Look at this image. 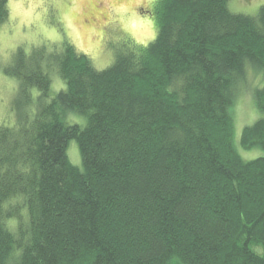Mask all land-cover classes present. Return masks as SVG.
Wrapping results in <instances>:
<instances>
[{
  "label": "trees",
  "instance_id": "1",
  "mask_svg": "<svg viewBox=\"0 0 264 264\" xmlns=\"http://www.w3.org/2000/svg\"><path fill=\"white\" fill-rule=\"evenodd\" d=\"M227 2L156 0L154 38L102 69L67 41L15 49L2 66L18 100L0 125V264H264V154L240 156L231 112L259 74L260 115L238 143L264 151V4L248 15ZM51 71L64 85L50 96Z\"/></svg>",
  "mask_w": 264,
  "mask_h": 264
},
{
  "label": "rangeland",
  "instance_id": "2",
  "mask_svg": "<svg viewBox=\"0 0 264 264\" xmlns=\"http://www.w3.org/2000/svg\"><path fill=\"white\" fill-rule=\"evenodd\" d=\"M156 0H7L8 17L0 23V125L15 121L18 81L6 75L2 66L11 60L18 46L33 52L41 45L59 51L64 41L85 53L97 69L107 67L115 52L127 45H146L156 33L153 15ZM264 0H228L234 13L255 15ZM50 96L64 85L56 71L50 72ZM260 75L250 73L240 85L232 106L233 141L244 159L263 155L259 147L245 149L239 145L243 126L259 117L252 87ZM32 95L36 89H31ZM67 119L83 123L84 118L68 114ZM69 161L81 168V158L74 139L68 142ZM255 250L262 253L260 246Z\"/></svg>",
  "mask_w": 264,
  "mask_h": 264
}]
</instances>
